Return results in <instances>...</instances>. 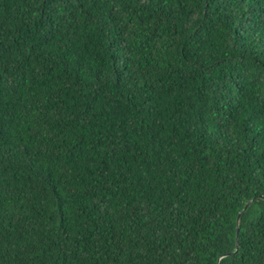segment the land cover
Instances as JSON below:
<instances>
[{"label":"trees","instance_id":"1","mask_svg":"<svg viewBox=\"0 0 264 264\" xmlns=\"http://www.w3.org/2000/svg\"><path fill=\"white\" fill-rule=\"evenodd\" d=\"M0 264H264V0H0Z\"/></svg>","mask_w":264,"mask_h":264},{"label":"water","instance_id":"2","mask_svg":"<svg viewBox=\"0 0 264 264\" xmlns=\"http://www.w3.org/2000/svg\"><path fill=\"white\" fill-rule=\"evenodd\" d=\"M248 205H249V203H247V204L245 205V207L243 208V210L237 215L236 222H238V220H239V218H240L242 212L245 210V208H246ZM236 232H237V229H236ZM236 238H237V235H236Z\"/></svg>","mask_w":264,"mask_h":264}]
</instances>
